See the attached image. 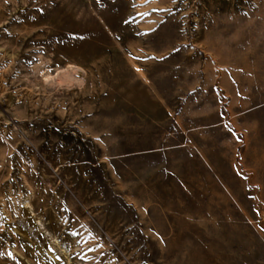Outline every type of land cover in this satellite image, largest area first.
<instances>
[{
	"label": "rangeland",
	"instance_id": "rangeland-1",
	"mask_svg": "<svg viewBox=\"0 0 264 264\" xmlns=\"http://www.w3.org/2000/svg\"><path fill=\"white\" fill-rule=\"evenodd\" d=\"M0 264H264V0H0Z\"/></svg>",
	"mask_w": 264,
	"mask_h": 264
}]
</instances>
